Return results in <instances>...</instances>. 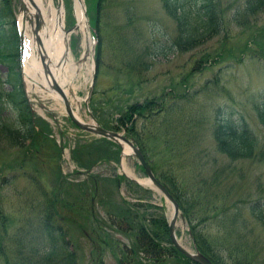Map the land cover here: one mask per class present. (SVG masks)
<instances>
[{
	"label": "rangeland",
	"instance_id": "obj_1",
	"mask_svg": "<svg viewBox=\"0 0 264 264\" xmlns=\"http://www.w3.org/2000/svg\"><path fill=\"white\" fill-rule=\"evenodd\" d=\"M21 1L7 0L11 13L17 14ZM51 1L58 8V0ZM83 1L82 7L87 8L90 0ZM245 1L214 0L219 24L179 48L172 43L178 28L173 9L178 6L168 0H98V29L90 25L94 58L82 28L69 34V55L77 69L67 84V98L70 105L79 107L83 122H96L125 135L130 134V128L141 133L149 167H154L160 181L169 172L190 192L188 213L198 218L210 216L208 232L217 237L228 232L231 236L228 229L220 227V209L226 207L232 212L240 204L241 218L250 228L247 239L250 245L256 244L253 247L261 260L264 227L253 217L249 205L258 201L264 211V124L256 105L264 102V0H259L262 4L255 12L243 10ZM61 4L63 25L71 27L77 21L75 0H61ZM88 10L96 16L95 10ZM9 25L7 18L0 34H6ZM24 30L31 32L28 25ZM29 49L24 47L22 52L28 55ZM84 50L86 57L79 61ZM16 53L12 61L9 55L0 56V79L7 89L13 85L9 82L10 64L19 71L17 59L24 71L22 54L19 49ZM93 61L96 70L90 86ZM21 77L18 89L30 106L34 132L16 140L0 135V237L8 238L16 226L37 224L39 209L46 201L54 204L55 221L65 227L79 264H94L97 255L103 264H147L149 255L132 243L138 231L134 225L142 221L149 230H159L160 236L161 228L154 221L163 217L168 224L171 203L153 186L140 184L144 189L127 183L124 169L141 180L146 175L138 160L122 156L120 148L118 159L98 157L84 164L75 158L73 151L78 145H82V154L86 147L97 149V145L99 154L107 155L109 146L116 149L103 143V136L78 127L67 115L61 96L37 85L42 79L36 76L37 84L31 86ZM13 82L18 83L16 79ZM147 100L154 102L152 108L161 109L155 114L144 111L142 105ZM5 104L6 114H18L10 100ZM132 104L135 106L130 108ZM126 111L124 122H118L116 117ZM220 114L235 122L245 121L256 139L252 155L229 158L219 151L212 126ZM174 129L181 130L177 134ZM165 130L168 144L162 134ZM115 177H119L117 185L103 188L100 180L106 178L107 183ZM179 209L184 221L177 216L176 235L191 248V223L184 218L180 205ZM111 218L119 225L112 224ZM97 225L102 233H96ZM239 232L246 230L235 231ZM98 234L103 238L106 234L108 239L99 249L94 241ZM160 241L165 242L163 237ZM131 246L138 248L134 251ZM161 253L164 261L174 259Z\"/></svg>",
	"mask_w": 264,
	"mask_h": 264
},
{
	"label": "trees",
	"instance_id": "obj_2",
	"mask_svg": "<svg viewBox=\"0 0 264 264\" xmlns=\"http://www.w3.org/2000/svg\"><path fill=\"white\" fill-rule=\"evenodd\" d=\"M1 1L2 9H0V30L2 28V22H5V19L7 18L8 22H10V29L8 28L9 30L6 34H0V56H2V58H7L9 55L8 58L12 61L14 55L17 54L16 50L19 45L18 34L15 28L14 15L11 13L7 0ZM100 1L101 0H99V3ZM183 1L184 2H179L178 5L176 0H168L171 5L174 4L179 7H175L173 9L174 16L178 22V28L175 38L172 41L173 45L179 48L184 44H191V41H194L198 37L212 31L216 28L220 21L217 17L216 9H214V0H193V2L190 0ZM260 4L262 3L259 2V0H246L245 3H243L242 8H244L243 10H251L255 12L256 10H259L258 8L260 7ZM89 6L96 10L95 27L98 29V0H90ZM98 43H100V41H98ZM16 64L18 66L17 59ZM10 68L12 71V79H10L9 82L13 84L12 88L7 89L2 86L0 79V135L2 134L5 137L13 138L15 140L18 138L26 139L31 137L34 132L32 114L30 106L24 97L22 90L18 89L20 87L19 71L18 69L14 70L11 64ZM13 79H16L18 83L13 82ZM7 100H10V102L13 103L15 108H17L19 115L6 114L8 112L5 108ZM151 101L152 100H147L146 103L143 102L142 106L144 111L155 114L154 111L160 110L161 108H155V106L152 108L151 105L154 102ZM91 105L93 106V103ZM256 105H258L259 109L262 111L261 120L264 124V102H258ZM134 106L135 104H132L130 108ZM16 115H18V118H16ZM127 115L128 111L124 113L121 112L118 117H116V120L118 122L119 120L124 122V118H126ZM245 125V121L235 122L232 118L225 116L224 114L217 116L212 126V133L220 152L226 154L229 158L247 157L252 155L253 148H255L256 145V139L253 133ZM184 127L185 124L183 123L181 128ZM133 129L134 128H130L128 130L130 133L128 135L133 138L137 145H139L146 157L147 155L145 153L144 141L140 138L141 133L138 134ZM174 130L178 134L181 129ZM162 134L165 136V144H168L169 139L166 136L167 131L165 130ZM100 139L105 144L109 143L114 145L116 150H113L109 146V149L111 150L106 152L107 155L102 153L99 154L98 150L100 151V149L97 145L98 150L94 147H91V149L86 147V150L82 154V151L80 152L82 145H78L77 149L73 151L74 157L79 159L84 164H88L98 157L118 159V145L104 137H101ZM150 167L154 174L160 177V175L156 174L154 167L151 164ZM164 176L166 178H164L162 182L167 186L168 190L177 200L183 211L184 218L191 223L189 231L190 239L198 250L204 253L214 264H264V256L260 254V260L258 258L259 252H257L253 247L256 246V244L250 245L251 243L247 239L246 234H248L250 228L247 221L241 218L240 204L239 208L233 207L232 212L226 207H222L220 209V227L228 229L231 232V236L228 235L227 232L217 237L206 230L209 226L207 219L211 218L210 216H202L198 218L188 213L187 208L190 205L188 201L190 200V192L186 190V188L182 187L181 183H178L172 175L169 174V172L164 174ZM124 177L127 183H132L135 184L136 187L144 188L126 176ZM106 180L107 179L104 178L103 180H100V182L103 188H110L118 184L119 177L113 178L112 182L106 183ZM92 182L97 183L96 178H93ZM249 208L256 221L264 227V211L262 209V205L259 204L258 201H255L249 205ZM126 209L128 210V208ZM39 211L41 213L39 215V220L37 219L36 221L38 222L37 224H31L29 228H26L24 225L16 226V229L13 232L15 236H17L16 240L13 233L9 234L6 239L1 238L2 236L0 237V256L4 260L3 264H79L77 255L74 249L70 246L66 237L67 232L65 227L62 226L59 221H55L54 204L45 201ZM120 211L121 210H119V212ZM122 217L126 218V214L124 212H122ZM154 222H156L161 228L160 236L158 232L159 230H149V228L142 221H139L134 225H138V231L135 232L132 243L138 244L139 247L142 248L143 252L146 253L144 254L145 256L149 255L148 258H150L151 261L147 264H200L181 253L170 243L165 218L160 217L155 219ZM111 223L114 224L116 221L111 218ZM116 224L119 225V223ZM95 227H97L96 233H102L104 231L101 227H99V225ZM237 229H245L246 233L239 232L236 234L235 231ZM4 230L6 231L5 228ZM117 230H122V228L117 226ZM39 232L41 235H36V233ZM98 235H100V237L96 235L97 237L94 241L96 243L95 245L98 246L99 249V244H106L108 239H106V234H104L105 238H103L101 234ZM161 237L165 240L163 244L160 241ZM15 241L16 246L14 244ZM134 247L138 248V246H133V250L135 249ZM161 250L174 258L172 262L162 260ZM100 251L101 250H99V252ZM102 261V258L98 255L94 258V264H103ZM139 264H145V262H141Z\"/></svg>",
	"mask_w": 264,
	"mask_h": 264
},
{
	"label": "bare ground",
	"instance_id": "obj_3",
	"mask_svg": "<svg viewBox=\"0 0 264 264\" xmlns=\"http://www.w3.org/2000/svg\"><path fill=\"white\" fill-rule=\"evenodd\" d=\"M24 3L25 12L28 14V18L31 19V24L26 21L24 24L21 23V15L19 14L20 25L24 27L27 25L32 28L36 18L34 13L38 10L43 20V25L38 33L40 45L46 52L45 61L41 60L37 54L34 37L31 36V32L28 33L24 30L25 45L26 49L31 47L30 51H27L28 55L23 54V68L25 70V77L31 86H36L38 78L43 80L44 85H47L50 80H54L59 86L60 90L68 97V86L67 84L72 80L74 74L76 75L77 67L74 65L71 56L69 55V49L65 50L64 39L68 38L69 34H65L63 25V16L61 8H56L51 0H22ZM62 6V4H61ZM76 7V19L79 23L80 28L85 31L83 25L82 9L79 2L75 0ZM87 42V41H86ZM85 45V44H84ZM88 45V44H87ZM89 48V47H88ZM88 50V49H86ZM83 52L82 54H84ZM47 65V66H46ZM46 67V68H45ZM49 69V72H44V69ZM35 75V77L33 76ZM58 79H57V77ZM57 79V80H56ZM52 80V81H53ZM53 81V82H54ZM48 86V85H47ZM49 89V86L43 87ZM70 88V85H69ZM51 91V89H49ZM56 91H53L55 93ZM57 93V92H56ZM58 94V93H57ZM59 95V94H58ZM79 100L78 97H74ZM72 103V102H71ZM79 107H73L71 104V111L79 118L81 117L78 113ZM127 173L128 171L124 169Z\"/></svg>",
	"mask_w": 264,
	"mask_h": 264
},
{
	"label": "water",
	"instance_id": "obj_4",
	"mask_svg": "<svg viewBox=\"0 0 264 264\" xmlns=\"http://www.w3.org/2000/svg\"><path fill=\"white\" fill-rule=\"evenodd\" d=\"M79 2H80V0H79ZM58 8H61V0H58ZM83 10H85V9L83 8ZM20 11H23L22 12V20H21L22 23L24 24L26 21H28L29 24H31V19L28 18V14L25 12L23 1L20 2ZM84 15H85V13H84ZM34 16L36 18V21H35V25L31 28V31H32V34L34 37L37 54L41 60L45 61L46 52L44 51L42 46H39L41 43H40L39 37H38L39 30L41 29V26L43 25V20H42L41 15H40L38 10L34 13ZM78 26H79V23H76V24H73L71 27L66 28L64 30L65 34H70L73 30L79 28ZM87 30H88V28H87ZM88 32H89V30H88ZM87 36H88V33H87ZM89 37H90V33H89ZM20 38H21V42H22V33H20ZM68 38L65 37V39H64L65 49H67V50L69 47ZM83 58H84V56L81 55L79 61H82ZM47 71L49 72L48 67H47V69H44V72L47 73ZM94 74L95 73L92 71L91 72L90 86L92 85ZM52 80H50L47 85L49 86V89H51V91H56L61 96L62 102L64 104V108H65L66 113L69 116V118L78 127L82 128V129L89 130L98 136H103L107 139L114 141L119 146L120 153L122 156L130 155V156L135 157L138 160V162L142 165V167L144 169V173L146 175V179H143V180L138 179V178L134 177L133 175L126 173L125 171H123V173L129 179H131V180H133V181H135L141 185H149L150 187L153 186V187L157 188L164 195V197L169 201V203H171L172 213H171V216L168 220L167 225H168V236L170 238L172 245L176 249H178L180 252H182L184 255H186L190 259H192V260H194L200 264H214L205 254H203L198 249H195V248L189 249L179 241V239L176 235V232H175L176 218L178 215H181V213L179 211V205H178L177 201L175 200V198L173 197V195L169 192L167 187L161 181H159V179H157V177L153 174L151 168L147 164V162H146V160H145V158L141 152V149L139 148V146H137L134 143L132 138H129L127 135L123 134L122 132H118L115 130L105 128L96 122L87 123V122H83L82 120L77 118L73 114V112L71 111V105H70L68 98L62 92V90H60L59 86L55 83V81L53 80L54 81L53 82ZM39 85L41 87H46V88L48 87L47 85H44L43 82L39 83ZM90 86H89V88H90ZM125 147H126V149H124Z\"/></svg>",
	"mask_w": 264,
	"mask_h": 264
}]
</instances>
